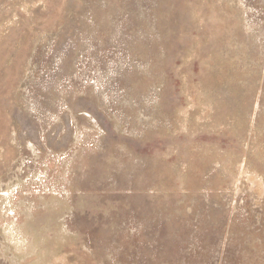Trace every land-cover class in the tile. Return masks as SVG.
I'll list each match as a JSON object with an SVG mask.
<instances>
[{
    "label": "rangeland",
    "instance_id": "obj_1",
    "mask_svg": "<svg viewBox=\"0 0 264 264\" xmlns=\"http://www.w3.org/2000/svg\"><path fill=\"white\" fill-rule=\"evenodd\" d=\"M0 264H264V0H0Z\"/></svg>",
    "mask_w": 264,
    "mask_h": 264
}]
</instances>
